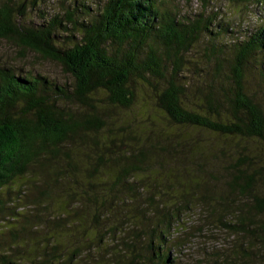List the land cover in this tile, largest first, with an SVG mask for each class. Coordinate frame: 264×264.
<instances>
[{"label":"trees","instance_id":"trees-1","mask_svg":"<svg viewBox=\"0 0 264 264\" xmlns=\"http://www.w3.org/2000/svg\"><path fill=\"white\" fill-rule=\"evenodd\" d=\"M65 1L0 0V42L73 80L0 66V264H73L72 239L177 264L212 229L208 264H264V0L243 25L190 0Z\"/></svg>","mask_w":264,"mask_h":264},{"label":"rangeland","instance_id":"rangeland-1","mask_svg":"<svg viewBox=\"0 0 264 264\" xmlns=\"http://www.w3.org/2000/svg\"><path fill=\"white\" fill-rule=\"evenodd\" d=\"M31 1L33 0H30V2ZM40 1L41 0H38V12H36V9L33 11L31 8L27 11L29 18H33L34 16L36 17L37 15L41 14V12L45 14V17L46 15H55L56 13H59V11L61 12V8L64 6L63 3L66 2L65 0H45L44 2L40 3ZM241 1L244 0H190L189 2L184 1L181 6L182 10L188 11L190 13L205 10L209 14L215 13L221 16L224 20L229 19L235 23H241L242 25L244 22L255 23L256 20L252 19V17L248 14V9H245L247 4ZM27 2H29V0H27ZM43 16L44 15L40 17ZM21 54V51L13 45L6 42H0V66H4V64H11V66H16L18 70H22V73L24 74L28 71H34L41 73L46 77L57 80L61 84H67L68 86L71 84L73 85L72 78L63 70L60 65L44 60L41 57L39 58L38 55L33 53H30L27 58H24ZM110 114L121 115V112H119V110H112ZM200 138L203 140V143L209 144L210 146H213V144H215V142L218 140V138L214 136H200ZM218 144H221V142ZM23 212H26V210ZM199 221L200 217L197 216H191L185 221L191 225L190 227H192L190 235L196 234L198 228L201 227L197 224ZM213 230L214 229L206 231V237H204L202 233L201 237L193 239L180 251L171 252V257H174V259L176 257L178 259L177 264H208V259H211L209 258L210 254L214 253L216 248H222L225 246L222 241H216L213 239L220 237V235L223 233L220 230ZM118 236L119 235H117L115 238L112 237L107 243L105 242L102 244L103 248L106 247L105 244L110 246L107 248L109 254L114 253L115 247L113 244H116V247L118 246L117 249L121 247L119 246L120 244L118 241H122L123 237L119 238ZM182 236L183 238L187 239L190 237L185 234ZM78 243L85 244L82 248L81 255H75L74 257L71 256V258H68L70 262L73 264H101V255L97 253L99 251V247H96L97 243L92 244L91 242L76 241L72 239L69 242L67 250H71V248L76 247ZM9 246L11 245L9 244ZM22 246L24 247V245ZM6 253H8V251ZM108 258L111 260L110 264H119L114 255H111V257L109 255ZM60 260L63 262L62 259ZM198 260L205 261L202 263L196 262Z\"/></svg>","mask_w":264,"mask_h":264}]
</instances>
